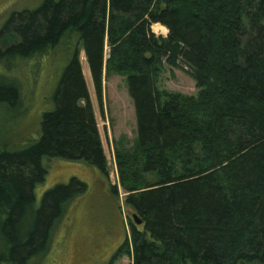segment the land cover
<instances>
[{
  "label": "trees",
  "instance_id": "trees-1",
  "mask_svg": "<svg viewBox=\"0 0 264 264\" xmlns=\"http://www.w3.org/2000/svg\"><path fill=\"white\" fill-rule=\"evenodd\" d=\"M80 45L99 104L104 77L119 74L135 109L134 143L115 158L124 202L142 223H130L131 242L115 257L132 250L133 264H264V0H44L13 12L0 58L61 47L69 60L40 137L0 150V264L44 251L64 204L86 190L74 177L37 206L44 158L84 161L108 176ZM165 65L186 70L198 94L162 93ZM17 97V85L0 79V103Z\"/></svg>",
  "mask_w": 264,
  "mask_h": 264
},
{
  "label": "rangeland",
  "instance_id": "rangeland-1",
  "mask_svg": "<svg viewBox=\"0 0 264 264\" xmlns=\"http://www.w3.org/2000/svg\"><path fill=\"white\" fill-rule=\"evenodd\" d=\"M43 1L0 0V30L13 12L34 9ZM168 32L167 28L165 35L155 34L166 36ZM78 47L107 158L108 176L84 161L43 159L48 172L35 189L37 206L46 191L58 184H67L74 177L87 187L64 204L46 249L27 264H133L132 250L115 257L126 240L131 242L130 223H134L132 214L135 213L124 202L127 193L120 185L115 151L134 143L137 135L134 103L126 77L113 74L103 79V104L100 105L85 53L81 45ZM65 51L56 47L45 55L30 58H0V79L18 87L14 104L0 103V150H19L40 137L42 114L53 109L52 95L69 60ZM157 86L166 94L196 96L199 92L186 70L169 65L162 69Z\"/></svg>",
  "mask_w": 264,
  "mask_h": 264
},
{
  "label": "water",
  "instance_id": "water-1",
  "mask_svg": "<svg viewBox=\"0 0 264 264\" xmlns=\"http://www.w3.org/2000/svg\"><path fill=\"white\" fill-rule=\"evenodd\" d=\"M132 217H133L134 222H135L136 224H141V223H142V220L139 218V216H138L137 213H133V214H132Z\"/></svg>",
  "mask_w": 264,
  "mask_h": 264
}]
</instances>
